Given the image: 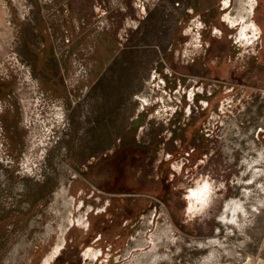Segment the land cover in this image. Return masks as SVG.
Returning a JSON list of instances; mask_svg holds the SVG:
<instances>
[{
    "label": "rangeland",
    "instance_id": "obj_1",
    "mask_svg": "<svg viewBox=\"0 0 264 264\" xmlns=\"http://www.w3.org/2000/svg\"><path fill=\"white\" fill-rule=\"evenodd\" d=\"M224 4L0 0V264H264V0Z\"/></svg>",
    "mask_w": 264,
    "mask_h": 264
},
{
    "label": "clouds",
    "instance_id": "obj_2",
    "mask_svg": "<svg viewBox=\"0 0 264 264\" xmlns=\"http://www.w3.org/2000/svg\"><path fill=\"white\" fill-rule=\"evenodd\" d=\"M250 2L254 3V0H250ZM226 3V0H225ZM197 27H203L202 24L197 25ZM248 27H253L251 24H249ZM241 38H243V32L241 33ZM239 42V41H237ZM199 47V45H197ZM175 111V110H173ZM220 188H223V185L221 184L219 186ZM211 185L208 183L207 180H197L195 181V188L190 189V195H186L185 199L189 202L188 203V212L189 213H198L202 210L204 206H206V200L208 195L211 193ZM200 204L201 207L197 208L196 205ZM231 209V202L224 207V212L228 213ZM192 216H189V219H191ZM223 219V217H221ZM228 223H235V220H230Z\"/></svg>",
    "mask_w": 264,
    "mask_h": 264
},
{
    "label": "bare ground",
    "instance_id": "obj_3",
    "mask_svg": "<svg viewBox=\"0 0 264 264\" xmlns=\"http://www.w3.org/2000/svg\"><path fill=\"white\" fill-rule=\"evenodd\" d=\"M245 3H247V2H245ZM224 5H226V3H225ZM241 11L245 12V14L248 15V13H249L251 10L247 11V10L245 9L244 4H243V5H241ZM228 20H229V19H228ZM237 20H241V22L243 23L242 26H241L242 28H241L240 31H239V36H238V37L241 38V33L243 32V38H241V39H244V38H246L245 31L248 30V29H251V30H252V29H255V28H254V26L250 28V27H248L249 25H245V26H244V23H245V22H244V16L241 15V13H240V16H239V18H238ZM231 22H233V24L235 25V23H236L237 21H236V20H231ZM245 41H246V39H245ZM189 195H190V194H189ZM57 250H58V249H56L55 252H57ZM89 251H91V249H90ZM87 252H88V251H87ZM86 255H87V256H91V257H92V256H96V252L93 251L92 253H88V254H86ZM87 256H86V257H87ZM50 257H52V255H51ZM48 260H49V259H48ZM46 261H47V259H46ZM43 263H44V262H43Z\"/></svg>",
    "mask_w": 264,
    "mask_h": 264
}]
</instances>
